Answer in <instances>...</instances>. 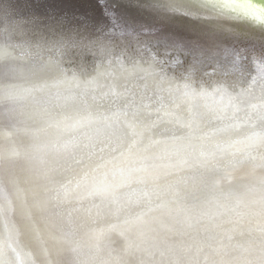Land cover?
<instances>
[{"label":"bare ground","instance_id":"1","mask_svg":"<svg viewBox=\"0 0 264 264\" xmlns=\"http://www.w3.org/2000/svg\"><path fill=\"white\" fill-rule=\"evenodd\" d=\"M133 1L0 2V264H264V0Z\"/></svg>","mask_w":264,"mask_h":264},{"label":"water","instance_id":"2","mask_svg":"<svg viewBox=\"0 0 264 264\" xmlns=\"http://www.w3.org/2000/svg\"><path fill=\"white\" fill-rule=\"evenodd\" d=\"M4 1L15 3L19 8L23 7L32 12L36 11L34 6L44 7L45 12L50 13L54 19L65 10L68 17L67 22L69 18L81 20V26L91 24L93 28H100L98 31L106 30L107 32L123 27L138 26L146 20H151L155 15L133 0H0V2ZM80 10L84 13H78ZM74 25L77 24L74 23ZM2 64L3 62H0V65Z\"/></svg>","mask_w":264,"mask_h":264},{"label":"snow or ice","instance_id":"3","mask_svg":"<svg viewBox=\"0 0 264 264\" xmlns=\"http://www.w3.org/2000/svg\"><path fill=\"white\" fill-rule=\"evenodd\" d=\"M253 22L264 24V9H259L252 14Z\"/></svg>","mask_w":264,"mask_h":264},{"label":"rangeland","instance_id":"4","mask_svg":"<svg viewBox=\"0 0 264 264\" xmlns=\"http://www.w3.org/2000/svg\"><path fill=\"white\" fill-rule=\"evenodd\" d=\"M210 2H211V1H210ZM212 3L215 4V5H218V6L220 5L221 7L224 8V5H221V4H219V3H215V1H213ZM225 8H226V7H225ZM70 10H72V11H78L77 9H70ZM70 12H71V11H70ZM78 13H84V12H83V10H82V11L80 10V12H78ZM60 14H64V15H65V14H67V12L64 10V11H62L61 13H59V15H60ZM59 15H57V17H58ZM157 23L160 24V22H158V21H157ZM166 23H167V22L164 23V24H165V27H167ZM135 30H136V29H135ZM168 30H170V28L167 29V31H168ZM18 68H19V66H16V67H15L16 70H18ZM256 68H258L259 70H261L262 74H264V66H261V68H260V67H256ZM254 70L256 71L255 68H254ZM15 72H16V71H15ZM257 72H258V71H257Z\"/></svg>","mask_w":264,"mask_h":264}]
</instances>
